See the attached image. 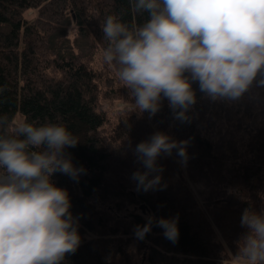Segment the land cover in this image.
Instances as JSON below:
<instances>
[{
	"label": "trees",
	"instance_id": "obj_1",
	"mask_svg": "<svg viewBox=\"0 0 264 264\" xmlns=\"http://www.w3.org/2000/svg\"><path fill=\"white\" fill-rule=\"evenodd\" d=\"M108 15L147 19L131 12L129 0H0V85L7 89L0 114L13 124L63 123L79 140L66 149L84 169L78 181L51 177L68 191L81 237L62 264H229L246 231L243 211L264 209V87L253 85L235 101H212L194 82L196 103L184 122L166 99L154 116L131 104L110 110L106 103L121 99L122 83L116 66L102 61ZM156 132L188 141V159L182 163L176 150L159 157L166 187L145 192L132 179L144 171L134 149ZM147 213L151 231L138 239ZM177 216L173 243L156 221Z\"/></svg>",
	"mask_w": 264,
	"mask_h": 264
},
{
	"label": "clouds",
	"instance_id": "obj_2",
	"mask_svg": "<svg viewBox=\"0 0 264 264\" xmlns=\"http://www.w3.org/2000/svg\"><path fill=\"white\" fill-rule=\"evenodd\" d=\"M129 5L147 19L130 23L108 15L101 25L108 42L102 61L116 66L138 112L154 116L166 99L174 118L184 122L196 103L194 82L212 101H235L253 85L264 87V0H129ZM6 90L0 85V96ZM78 143L63 123L25 118L13 124L0 114V264H62L80 246L69 193L51 180L62 173L78 181L84 169L66 152ZM187 146L163 132L139 143L134 155L144 171L133 173L137 189L163 190L158 158L176 150L186 164ZM178 219L156 221L173 243ZM151 226L152 218L137 226V238ZM241 227L246 231L229 264H264V209L246 208Z\"/></svg>",
	"mask_w": 264,
	"mask_h": 264
},
{
	"label": "rangeland",
	"instance_id": "obj_3",
	"mask_svg": "<svg viewBox=\"0 0 264 264\" xmlns=\"http://www.w3.org/2000/svg\"><path fill=\"white\" fill-rule=\"evenodd\" d=\"M27 15H28V17H27L28 19H32L35 16V12L33 10L29 11ZM118 89L120 91L119 93H120V98L121 99H117V100L114 99V101L112 100V101L107 102L106 105H107L108 109H110V110L121 108L125 104H131L133 102L131 100L130 96H129V90L128 89L124 88L123 85H119ZM145 113H148V112H145ZM109 115H110L112 121H114L113 115L111 113ZM228 202L231 205H234V204H236L237 200H236V198L233 195H230L228 197ZM131 210L133 211L134 208L132 207ZM135 212H140V210L139 209H135ZM149 216H150L149 213H147V215H145L146 218H149Z\"/></svg>",
	"mask_w": 264,
	"mask_h": 264
},
{
	"label": "bare ground",
	"instance_id": "obj_4",
	"mask_svg": "<svg viewBox=\"0 0 264 264\" xmlns=\"http://www.w3.org/2000/svg\"><path fill=\"white\" fill-rule=\"evenodd\" d=\"M50 2V1H49ZM42 4V3H41ZM45 6V5H44ZM219 145H221L220 143H219ZM175 173V172H174ZM178 173V172H177ZM180 175V174H179ZM181 176H183V174L181 175ZM182 180V179H181ZM185 180V179H184ZM179 181V180H178ZM183 181V180H182ZM181 181V182H182ZM185 182V181H184ZM183 183V182H182ZM181 184V183H180ZM184 184V183H183ZM199 192V191H198ZM201 192V191H200ZM205 193V192H204ZM202 194L200 193V196H201Z\"/></svg>",
	"mask_w": 264,
	"mask_h": 264
}]
</instances>
